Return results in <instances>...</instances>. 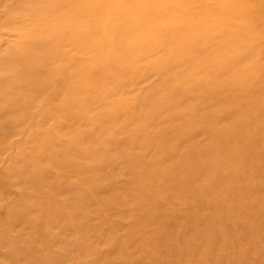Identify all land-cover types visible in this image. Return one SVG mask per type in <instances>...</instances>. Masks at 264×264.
<instances>
[{"label": "rangeland", "instance_id": "374dc122", "mask_svg": "<svg viewBox=\"0 0 264 264\" xmlns=\"http://www.w3.org/2000/svg\"><path fill=\"white\" fill-rule=\"evenodd\" d=\"M61 1L0 0V264H264V38L230 0Z\"/></svg>", "mask_w": 264, "mask_h": 264}, {"label": "bare ground", "instance_id": "6f19581e", "mask_svg": "<svg viewBox=\"0 0 264 264\" xmlns=\"http://www.w3.org/2000/svg\"><path fill=\"white\" fill-rule=\"evenodd\" d=\"M93 1V0H92ZM98 1H100V0H96L95 2H97V4H100V3H98ZM235 1L236 2H238L237 3V5H236V7L234 8V9H232V2L233 3H235ZM83 1H81V0H62L61 1V4L63 3V5H62V7L60 8L59 6V8L61 9V10H57L56 12L57 13H59V12H64V10H66V9H68L69 7H67L68 5H73L74 7L75 6H78V5H81V3H82ZM101 2V1H100ZM132 2V1H131ZM250 3H254V4H256V5H262L263 7H262V9H260L257 13H256V15H254L253 17H248V15H247V13H246V9H247V7L249 6V4ZM60 4V5H61ZM96 4V5H97ZM131 4V3H130ZM229 4H231V6L230 7H227V8H223V9H220V10H218V11H216V14H215V16L213 17V20H219V19H222V18H220V17H224L225 18V20H227L226 18L228 17H225V15H228L227 13V10L229 11V8L232 10L231 11V13H232V15H234L235 13H237L236 15H234L235 16V18H237V19H239L240 20V23L239 24H237V25H239V27L238 28H235V26H231V25H229V26H226L225 28H222L223 30H224V32H223V34L224 33H226V35L225 36H227V38H229L231 41H232V39H233V41H238V42H241V43H243V42H250V43H252V42H254V41H256L257 39H259V38H264V31H263V29H260L261 27H259L261 24V21H262V19L264 18V0H230V3ZM57 5H58V3H57ZM101 5V4H100ZM132 6V5H131ZM209 6V5H208ZM67 7V8H66ZM95 7V6H94ZM100 7V6H99ZM56 8H57V6H56ZM72 9V8H71ZM115 10V9H114ZM234 10V11H233ZM54 11V9L52 8L51 9V12L50 13H52L51 15H54V13L55 12H53ZM116 11V10H115ZM65 12H67V11H65ZM189 13H190V11H189ZM65 14V13H64ZM229 15H231V14H229ZM122 16V15H121ZM53 17V16H52ZM118 17V16H117ZM58 19H47L46 18V21L45 22H43V23H41L40 24V26H42V29L45 27V30H47V32H48V34L50 35H52V34H55L56 35V32H57V30H61V28H63V27H65L64 26V24H65V17L63 16V15H61V16H59L58 15V17H57ZM111 20V19H110ZM225 20H223V22H226ZM230 20V19H229ZM205 23H208L209 24V22H205ZM99 24V23H98ZM110 24V23H109ZM108 24V25H109ZM207 24V26H205V28H209V27H211V26H209ZM66 25V24H65ZM204 27V26H203ZM41 28V27H40ZM107 28V27H106ZM201 28H202V26H201ZM263 28H264V26H263ZM159 29V28H158ZM217 29V28H216ZM227 29H231V30H227ZM97 30V29H96ZM35 36H36V34H34ZM109 36V35H108ZM29 37H31L32 38V34L31 35H29ZM147 37V36H146ZM223 38V37H222ZM238 38V39H237ZM125 39V38H124ZM143 39V38H142ZM225 39V38H224ZM146 39H144V41H145ZM223 40V39H222ZM142 42V41H141ZM130 43V42H129ZM136 43H139V42H137L136 41ZM136 45H138V44H136ZM124 49H125V47H124ZM117 50V49H116ZM115 50V51H116ZM119 51V50H118ZM121 51H122V48H121ZM117 52V51H116ZM56 55L58 56H62L63 54L62 53H56ZM201 57V59H199V58H197L196 57V59H197V61L198 62H201L200 64H202V62L203 61H205V57L203 58V55H201L200 56ZM230 67V66H229ZM45 68V67H44ZM44 68H42L43 70H44V72L43 73H46V68L44 69ZM226 67H224V69H225ZM261 68V67H260ZM42 71V70H41ZM42 82V81H41ZM263 86V85H262ZM33 88H35V90H39V89H42V88H44L43 86L41 87V85L40 84H37L35 87H33ZM262 93H264V90H262ZM238 145V144H237ZM238 148V147H237ZM216 152V151H215ZM206 153V152H205ZM202 155V154H201ZM202 157V156H201ZM207 157V156H206ZM204 159V158H203ZM207 160V159H206ZM230 169V168H229ZM214 170H216V169H214ZM224 180V177L223 178H221V180ZM221 182V181H220Z\"/></svg>", "mask_w": 264, "mask_h": 264}]
</instances>
